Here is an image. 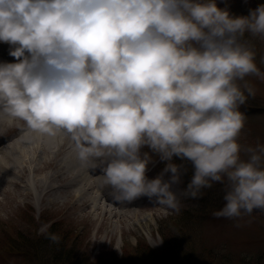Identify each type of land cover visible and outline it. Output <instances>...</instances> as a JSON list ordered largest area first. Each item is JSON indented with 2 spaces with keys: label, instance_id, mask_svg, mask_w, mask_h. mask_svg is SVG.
<instances>
[{
  "label": "clouds",
  "instance_id": "1",
  "mask_svg": "<svg viewBox=\"0 0 264 264\" xmlns=\"http://www.w3.org/2000/svg\"><path fill=\"white\" fill-rule=\"evenodd\" d=\"M256 40L264 4L236 16L217 0H0L13 58L0 61V116L66 134L115 202L147 197L179 212L173 187L190 164L183 196L223 184L213 216L239 220L264 212V143L242 142L240 110L256 95L248 78L264 82Z\"/></svg>",
  "mask_w": 264,
  "mask_h": 264
},
{
  "label": "rangeland",
  "instance_id": "2",
  "mask_svg": "<svg viewBox=\"0 0 264 264\" xmlns=\"http://www.w3.org/2000/svg\"><path fill=\"white\" fill-rule=\"evenodd\" d=\"M217 4L233 15L246 16L264 0H217ZM255 43L258 66L264 71V65L259 64L264 43ZM248 79L256 95L240 109L247 117L242 142L264 143V82L255 77ZM17 126L26 124L12 120L0 125V140L10 136L11 127ZM163 167L159 162L151 166L149 178ZM187 167L193 175L192 166ZM190 180L187 182L184 175L182 182L174 185L180 193L179 212L165 211L148 198L140 201L141 206L125 208L123 218L105 215L103 210L94 214L68 195L48 203L34 196L27 198L26 192L13 184H0L4 188L0 190V264H264V212L256 209L239 220L217 218L213 212L226 204L224 185L204 189L200 198H185L183 189ZM8 196L16 202L11 203ZM200 199L204 201L202 209ZM147 214H153L154 220L151 227L141 229L136 219ZM55 222L63 226L61 231L52 232L61 238L59 243L45 236ZM144 249L155 255H147Z\"/></svg>",
  "mask_w": 264,
  "mask_h": 264
},
{
  "label": "bare ground",
  "instance_id": "3",
  "mask_svg": "<svg viewBox=\"0 0 264 264\" xmlns=\"http://www.w3.org/2000/svg\"><path fill=\"white\" fill-rule=\"evenodd\" d=\"M0 55L6 57L5 61H12L8 50H0ZM8 121L7 117L0 116V125ZM12 127L10 136L0 140V184H13L22 188L27 198L34 196L48 203H56L68 195L71 199L80 200L81 206L94 214L103 210L105 215L122 218L126 214L123 211L125 208L141 206L140 201L148 199L141 197L124 204L115 202L110 194L112 189L103 185L100 168L91 170L81 166L72 151V141L66 134L58 132L55 137H48L29 130L27 126ZM38 173L44 175H32ZM1 188L0 185L3 191L4 188ZM173 190L180 196L175 187ZM8 199L11 203L16 202L10 196ZM152 217L153 214H147L144 218H137L136 223L141 229L151 227ZM51 227L56 232L63 228L62 222L52 223Z\"/></svg>",
  "mask_w": 264,
  "mask_h": 264
},
{
  "label": "trees",
  "instance_id": "4",
  "mask_svg": "<svg viewBox=\"0 0 264 264\" xmlns=\"http://www.w3.org/2000/svg\"><path fill=\"white\" fill-rule=\"evenodd\" d=\"M250 110H252V108H250ZM250 110H249V111H250ZM252 111H253V110H252ZM191 177H192V174H191V172L188 170V172L185 174V178L187 179V182H188V180H190ZM218 185H219V183H218ZM203 202H204V201H202V199H200V201H199V203H198V205H199V207H201V209H202V205H201V204H203ZM58 231H61V229H58ZM50 232H55L53 227H51ZM166 242H167V240H166ZM52 244H53V243H52ZM53 245H54V244H53ZM57 248L60 249L59 246H58ZM144 250H145V249H144ZM145 252L148 253L147 255H149V256H154V255H155V253H154L153 251L149 250V249H146ZM57 256H58V255H57ZM26 258H27V257H26ZM27 259H28V260H31L30 258H27ZM259 262H260V261H259Z\"/></svg>",
  "mask_w": 264,
  "mask_h": 264
}]
</instances>
